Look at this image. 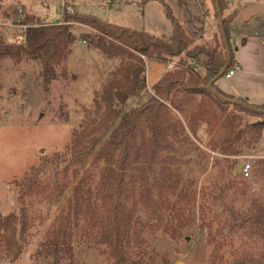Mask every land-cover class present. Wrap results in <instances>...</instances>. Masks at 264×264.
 <instances>
[{"label": "rangeland", "instance_id": "rangeland-1", "mask_svg": "<svg viewBox=\"0 0 264 264\" xmlns=\"http://www.w3.org/2000/svg\"><path fill=\"white\" fill-rule=\"evenodd\" d=\"M165 1L194 45L219 39L212 0ZM223 1L225 10L221 15L229 17L230 3ZM64 8L69 14L94 16L134 31L146 30L157 37L171 32L158 0H0V39L13 44L15 36L22 33L23 25L19 23L24 19H31L34 24H61ZM70 25L76 42L56 68V78L47 93L37 62L0 57V220L18 218L23 210L28 216L26 233L22 235L19 228L16 231L18 255L8 260L0 248V264H52V259L42 253L51 225L64 216L78 181L85 178L88 185H97L108 166L97 152L81 165H73L70 148L75 136H80L85 112L93 111L95 94H100L116 78L122 59H109L87 47L80 37L91 31L80 24ZM175 62L176 59L170 64L146 61L148 89L143 95L130 98L126 109L140 105L149 87L164 72L173 70ZM185 108L184 113L173 115L181 127L168 130L151 168L144 166L146 155H142L125 176L131 188L129 196H138L146 177L155 198L162 184L167 183L162 174L173 176L170 184L176 192L162 193L166 203L160 213L161 222L139 202L135 207L136 216L148 226L144 238L150 246L145 256L139 262L138 249L131 243L126 248V262L117 263L102 242L99 227L82 222L74 228L72 258L61 264H255L261 260L262 237L252 226L242 227L235 220L264 202V132L259 142L249 146L241 143L249 137L244 134L237 145L239 155L224 157L219 151L228 132L223 129L225 115L215 108L208 109L205 121L198 122L191 131L194 124H189L190 117L196 109ZM240 114L243 124L260 120ZM103 119L102 114L95 127H84L88 143L105 136L99 127ZM142 131L148 140L145 127ZM242 162L252 165L248 178L234 173L236 165ZM49 170L58 171L61 179L64 177V189L58 198L53 189L43 191L39 182L24 190L27 178H40ZM180 189L196 195L192 207L194 220L188 229L172 238L163 225L170 222L175 226L171 207ZM2 237L0 232V243Z\"/></svg>", "mask_w": 264, "mask_h": 264}, {"label": "trees", "instance_id": "trees-1", "mask_svg": "<svg viewBox=\"0 0 264 264\" xmlns=\"http://www.w3.org/2000/svg\"><path fill=\"white\" fill-rule=\"evenodd\" d=\"M158 2L162 5L165 18L171 25L170 34L164 37L106 23L90 15L69 14L64 8L61 24H34L31 19L21 21L19 24L26 26V30L24 42L20 44H7L0 39V57H8L13 61L37 62L45 93L56 78V68L67 57L70 47L76 42V38L71 34L72 23L83 25L91 31L80 37L87 47L98 50L109 59H122L115 72L116 78L109 81L100 94H95L92 101L93 111L85 112L83 117L85 123L80 136H75L70 148L69 158L73 165H81L87 157L97 152V156L105 160L108 166L99 184L88 185L85 178L78 181L73 190L72 201L66 212L62 213L64 216L59 217L51 225L46 242L42 245V253L52 259V264H61L62 261L72 258L71 242L74 228L82 222L88 225L91 222L92 225L99 227L100 238L110 249L117 263L126 262V248L130 247L131 243L138 249L140 262L150 244L144 238L148 226L136 216V205L139 202L148 212L157 215L161 222L160 213L166 203L162 193L176 191L170 184L173 176L162 174L167 183L162 184V190L160 187L158 198H155L145 177L137 201L135 195H128L131 188L125 182V176L142 155H146L144 166L151 168L154 157L161 150L163 141L169 133L168 130L174 131L177 126L181 127L173 115L184 113L185 107L196 109L190 117L189 124H194L191 131L195 130L198 122L205 121V116L210 113L206 112L208 109L215 108L225 115L223 129L228 132L221 142L219 151L224 157L239 155L237 145L244 134H248L249 137L243 139L241 143L247 146L259 142L262 138L264 112L255 113L240 105L222 104L207 89L209 82L221 73L226 64V50L219 25L218 40L214 38L206 44L194 45L193 39L185 34L180 22L176 20L169 4L165 0ZM223 2L218 0L221 14L225 10ZM212 3L217 19L213 0ZM222 19L230 51V60L225 71L227 72L235 67L233 53L229 47L232 18L225 16ZM174 59H176L174 69L164 72L159 80L149 87L148 95L143 102L126 109L130 98L139 97L148 89L145 62L170 64ZM213 91L229 100L240 101L254 110L264 111V106H252L243 99H235L218 90L215 84ZM240 113L260 120L252 124H243ZM102 114L104 119L99 123V127L100 130L103 129L105 136L90 140L88 143V137L83 134L84 127L88 124L95 127ZM141 127L147 130L148 140ZM37 182L43 184L41 188L43 191L53 189L56 198L64 189V177L61 179L59 172L55 170H49L40 178L37 175L33 179L27 178L24 190L34 188L38 185ZM175 183L177 184L178 180H175ZM176 197L177 200L171 207L175 212L173 217L175 226L170 222L163 225L164 230L172 238L180 231L188 229L194 220L192 207L196 195L180 189ZM26 212L23 210L18 218L11 216L0 220V232L3 234L0 248L8 260L18 255L16 231L19 228L22 235L26 233L28 223ZM235 221L242 227L247 225L255 228L254 232L264 241V202L254 205L250 211ZM260 258L261 260L255 264H264V252Z\"/></svg>", "mask_w": 264, "mask_h": 264}, {"label": "crops", "instance_id": "crops-1", "mask_svg": "<svg viewBox=\"0 0 264 264\" xmlns=\"http://www.w3.org/2000/svg\"><path fill=\"white\" fill-rule=\"evenodd\" d=\"M227 1L231 7L228 11L232 13L229 47L235 66L240 69L229 79H219L215 85L235 99L264 106V0Z\"/></svg>", "mask_w": 264, "mask_h": 264}, {"label": "water", "instance_id": "water-1", "mask_svg": "<svg viewBox=\"0 0 264 264\" xmlns=\"http://www.w3.org/2000/svg\"><path fill=\"white\" fill-rule=\"evenodd\" d=\"M214 3H215V7H216V15H217V19H218V25H219V30H220V35L222 36V39H223V44H224V47H225V50H226V64L224 66V68L222 69L221 73L219 75H217L214 79H212L208 86H207V89L209 91L212 92V94L215 96L216 99H218L222 104L223 103H229V104H236V105H240L242 106L243 108L251 111V112H264V111H260V110H254L248 106H246L245 104H243L242 102H237V101H233V100H229L227 98H224L222 97L219 93L213 91V85L215 84L216 81H218L219 79H221L227 69V65L229 63V60H230V51L228 50V47H227V43H226V39H225V35H224V28H223V19H222V15H221V10H220V5L218 3V0H213ZM241 168H242V164H238L235 168V175H239L240 172H241Z\"/></svg>", "mask_w": 264, "mask_h": 264}, {"label": "built area", "instance_id": "built-area-1", "mask_svg": "<svg viewBox=\"0 0 264 264\" xmlns=\"http://www.w3.org/2000/svg\"><path fill=\"white\" fill-rule=\"evenodd\" d=\"M20 28L22 29V33L17 34L15 36V38L13 39V44L14 43L20 44V43L24 42V31L26 30V28L24 26H20ZM169 68H170V66H169ZM239 69H240L239 66H235L234 68L225 72L223 77L226 79H229L236 72H238ZM241 164H242V168H241V172H240L239 176L240 177L242 176L243 178H248L250 173H251L252 165L249 162H242Z\"/></svg>", "mask_w": 264, "mask_h": 264}]
</instances>
